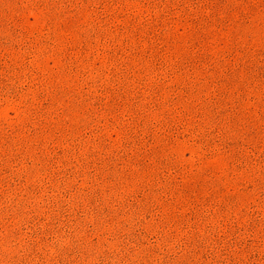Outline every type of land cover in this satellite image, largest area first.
I'll use <instances>...</instances> for the list:
<instances>
[{"label":"rangeland","instance_id":"1","mask_svg":"<svg viewBox=\"0 0 264 264\" xmlns=\"http://www.w3.org/2000/svg\"><path fill=\"white\" fill-rule=\"evenodd\" d=\"M0 264H264V0H0Z\"/></svg>","mask_w":264,"mask_h":264}]
</instances>
